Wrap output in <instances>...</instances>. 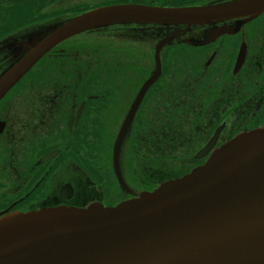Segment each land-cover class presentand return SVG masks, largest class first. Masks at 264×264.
Wrapping results in <instances>:
<instances>
[{"label": "flooded vegetation", "instance_id": "af4514ba", "mask_svg": "<svg viewBox=\"0 0 264 264\" xmlns=\"http://www.w3.org/2000/svg\"><path fill=\"white\" fill-rule=\"evenodd\" d=\"M226 1L0 0V76L24 55L35 34L98 7H189ZM113 29L123 30L125 48L117 53L107 41L104 59L96 58L100 46L76 42L80 36ZM217 29L228 31L208 38ZM185 30V25L119 24L78 34L53 48L6 94L0 101V218L44 208L114 206L151 190L144 189L138 170H155L158 158L143 163L149 154L144 144L171 157L187 142L189 154L183 158L190 160L189 168L182 176L237 135L264 126V14L252 21L234 19ZM164 40L161 75L140 101L122 144L123 187L114 171V144L110 139L102 147L100 142L109 137L110 119L120 107L119 133L156 71L155 51ZM128 44L136 45V54ZM183 114L186 139L177 141V116ZM136 120L142 145L137 164L125 158ZM214 138L212 147L197 158Z\"/></svg>", "mask_w": 264, "mask_h": 264}, {"label": "water", "instance_id": "95a60500", "mask_svg": "<svg viewBox=\"0 0 264 264\" xmlns=\"http://www.w3.org/2000/svg\"><path fill=\"white\" fill-rule=\"evenodd\" d=\"M262 14L264 0L98 7L35 34L24 55L0 76V101L53 48L87 31L119 24L185 25L187 30ZM226 31L214 30L208 38ZM165 41L155 51L156 71L130 107L113 146L114 171L123 187L122 144L140 101L161 75ZM0 264H264V126L237 135L182 177L115 206L93 203L2 216Z\"/></svg>", "mask_w": 264, "mask_h": 264}, {"label": "rangeland", "instance_id": "374dc122", "mask_svg": "<svg viewBox=\"0 0 264 264\" xmlns=\"http://www.w3.org/2000/svg\"><path fill=\"white\" fill-rule=\"evenodd\" d=\"M123 32V30H119V29H113L111 30V33L109 31L104 32L102 35H98V36H80L77 38L76 42H81V43H87V44H96L100 47H96L99 51V54H97L96 58L97 59H104L105 55L107 54L106 51L107 50V46L106 43L107 41H111L114 46V49H118L117 53H120V49L122 50L123 48H125V46H123V44H125L126 40H121V33ZM125 35L127 37H131L129 36L128 33H126L124 31ZM128 48L131 49L132 53L136 54V45H132V44H128ZM109 54V53H108ZM146 49L144 52V55H146ZM149 58L145 57V61H148ZM15 106H18L17 103H15ZM126 107V106H123ZM129 107V106H128ZM116 109V108H114ZM181 112H183L184 110L181 108L179 109ZM122 115V110L120 109V107L117 110L113 111V115L112 118L110 119V125L108 126L110 132H108L109 137L105 139H103L100 143L103 142L102 147H105V142L106 141H112V144H114L115 142V138L117 136V132L119 130V126H120V117ZM120 119V120H119ZM178 119V125L181 126V131L179 133H177V137L176 140L177 141H181V140H185L186 139V124H185V114H183V116L179 117L177 116ZM119 120V121H118ZM181 120V121H180ZM118 121V122H117ZM105 141V142H104ZM188 143L184 142L182 145H180V149H177V151L175 152L176 154L173 156H166L160 152H158V150H156L154 148V146L152 144H147V145H143V150H146L149 152V154H154V155H149L147 154L146 158L142 160L143 163H149L150 161H152L153 156L158 158L157 164H156V169L155 170H151L149 168H139L138 172L143 175V178L145 176H150V174H157V177H159L160 175H164V176H170L172 177L173 175H181L182 173H184L186 170H188L189 168V159H185L183 157H185L186 154H189V149H188ZM99 154V153H98ZM99 163V161H98ZM103 164V163H101ZM171 168V172L168 171V173L165 171V168ZM191 168V167H190ZM137 172V173H138ZM138 173V174H139Z\"/></svg>", "mask_w": 264, "mask_h": 264}, {"label": "trees", "instance_id": "16d2710c", "mask_svg": "<svg viewBox=\"0 0 264 264\" xmlns=\"http://www.w3.org/2000/svg\"><path fill=\"white\" fill-rule=\"evenodd\" d=\"M138 129L139 127L137 125V120H136L135 124L133 125V129H132L133 130V133L131 136L132 138L130 139V141L127 143V146L125 147V158L127 159L129 163L134 161V163L137 164V160L139 158L138 156L141 154V151H142V145L140 142ZM165 171L168 173V170H165ZM169 172H171L170 169H169ZM156 176L157 174H150V176H145L143 178L144 189H151V190L155 189L162 182L172 177H177L179 175H176V176L173 175L172 177L160 175L159 177L155 178Z\"/></svg>", "mask_w": 264, "mask_h": 264}]
</instances>
